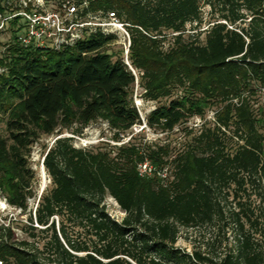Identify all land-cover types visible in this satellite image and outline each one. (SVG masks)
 <instances>
[{"label": "trees", "instance_id": "1", "mask_svg": "<svg viewBox=\"0 0 264 264\" xmlns=\"http://www.w3.org/2000/svg\"><path fill=\"white\" fill-rule=\"evenodd\" d=\"M9 1L0 0V192L28 223L0 224L4 264H264V209L252 200L264 201V117L254 102L264 91V0H75L88 2L84 16L115 11L132 25L137 75L101 30L61 50L23 45L26 23L9 18L17 10ZM204 5L216 19L204 39L186 36L189 23L201 28ZM137 82L158 103L146 119L134 104ZM192 117L202 124L183 127L179 148L138 141L140 132L90 148L57 138L43 160L52 187L28 211L29 154L44 135H81L103 120L123 141L136 124L169 132ZM147 161L155 169L141 174ZM108 195L126 213L121 221ZM215 223L234 227L233 251L216 258L175 247L181 228Z\"/></svg>", "mask_w": 264, "mask_h": 264}, {"label": "rangeland", "instance_id": "2", "mask_svg": "<svg viewBox=\"0 0 264 264\" xmlns=\"http://www.w3.org/2000/svg\"><path fill=\"white\" fill-rule=\"evenodd\" d=\"M203 24L201 28H196V23H189L186 28L185 35L189 34L194 35L198 31L201 32V39L205 37V31L213 24V21L216 19L217 14L212 16L211 7L209 5H204L203 8ZM1 35V33H0ZM173 33L170 32L168 34V40L166 41V48L169 47L171 40L173 38ZM2 42H5V37L2 36ZM113 49L118 48L117 46H111ZM143 88L140 83L137 82L135 91L133 94L134 104L139 109L142 117L146 119V116L156 108L158 103L156 101H152L146 99L144 96ZM177 96V95H176ZM255 107L259 109H263V117H264V91H260L255 95L254 98ZM261 112V110L259 111ZM214 110H210L207 113V119L209 121H213ZM202 124V119L200 117H192L190 121L187 122L186 125H179V127L175 128L173 131L165 132L160 129L149 128L144 123L142 125L136 124L133 128V131H130L123 139V141H117L114 137V132L108 126V123L103 120H99L91 123L87 128L84 129L83 134H73V130H65L64 133L56 132L51 135H44L38 142H35L32 145L30 154H29V166L30 169L35 173L33 178V189L36 192V196L29 198V210L35 208L38 205V201L43 192L52 187V178L46 170L43 160L44 155L46 153V146L53 145L54 141L61 136H74V144L77 147H86L90 148L92 146L98 147L104 144H121L123 142L129 141L131 136L134 134H138V141H149L154 142L156 140H165L166 142L172 143V146L179 148L186 141L184 137L183 127L188 126L189 128L194 127L195 129ZM0 134L6 135L5 124L2 120V116L0 115ZM232 145H236L234 141H232ZM110 147V146H107ZM252 200L256 203V206H260L264 209V201L260 199V197L254 195ZM0 224L7 222L9 223L10 219H13L14 222L21 220L23 223H28V213L21 215V210L10 205L6 200L4 195L0 192ZM2 201L4 203H2ZM107 209L112 217L121 221L126 213L121 209L117 201L111 197L107 196L106 201ZM16 237L24 238L26 235L22 232L20 228L15 225L13 229ZM176 248L182 249L185 252L192 253L195 250L202 251L204 253H209L213 257H223L225 254L233 251L236 247V232L232 225L228 227H224L222 223H215L211 225H206L200 228H181L179 239L175 245ZM163 264H174L170 261L163 260Z\"/></svg>", "mask_w": 264, "mask_h": 264}, {"label": "built area", "instance_id": "3", "mask_svg": "<svg viewBox=\"0 0 264 264\" xmlns=\"http://www.w3.org/2000/svg\"><path fill=\"white\" fill-rule=\"evenodd\" d=\"M9 4H16L17 7L9 18L21 17L26 23L19 31V41L23 45L61 50L73 47L87 34L101 30L114 37L108 45L117 46L122 50L123 60L137 75V70L133 68L130 60L132 25L123 20L117 12L100 11L97 15L84 16L83 11L88 2L79 5L75 0H65L59 4L48 0H10ZM6 20L7 18L0 14V30L5 28ZM4 70L0 66V72ZM154 169L155 167L148 161L140 164L141 174H151ZM0 264H4L1 258Z\"/></svg>", "mask_w": 264, "mask_h": 264}, {"label": "bare ground", "instance_id": "4", "mask_svg": "<svg viewBox=\"0 0 264 264\" xmlns=\"http://www.w3.org/2000/svg\"><path fill=\"white\" fill-rule=\"evenodd\" d=\"M1 202V201H0ZM2 203H4L3 201H2Z\"/></svg>", "mask_w": 264, "mask_h": 264}]
</instances>
